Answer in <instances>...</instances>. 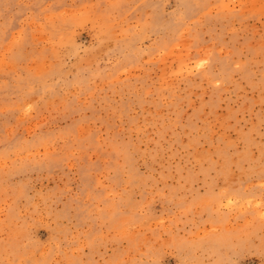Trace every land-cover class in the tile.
Here are the masks:
<instances>
[{
    "label": "rangeland",
    "instance_id": "1",
    "mask_svg": "<svg viewBox=\"0 0 264 264\" xmlns=\"http://www.w3.org/2000/svg\"><path fill=\"white\" fill-rule=\"evenodd\" d=\"M0 264H264V0H0Z\"/></svg>",
    "mask_w": 264,
    "mask_h": 264
}]
</instances>
